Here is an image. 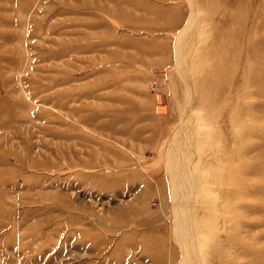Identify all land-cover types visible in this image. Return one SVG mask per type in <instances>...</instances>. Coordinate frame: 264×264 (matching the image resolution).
Returning a JSON list of instances; mask_svg holds the SVG:
<instances>
[{"label": "rangeland", "instance_id": "rangeland-1", "mask_svg": "<svg viewBox=\"0 0 264 264\" xmlns=\"http://www.w3.org/2000/svg\"><path fill=\"white\" fill-rule=\"evenodd\" d=\"M0 264H264V0H0Z\"/></svg>", "mask_w": 264, "mask_h": 264}, {"label": "bare ground", "instance_id": "bare-ground-1", "mask_svg": "<svg viewBox=\"0 0 264 264\" xmlns=\"http://www.w3.org/2000/svg\"><path fill=\"white\" fill-rule=\"evenodd\" d=\"M193 36V35H192ZM194 37V36H193ZM193 41H195V40H193L192 39V37H187L186 39H185V42H184V47H183V50H182V54H183V56H185V52H186V55L188 54L187 52L189 51V49L191 48V46L193 45ZM196 43V42H195ZM192 51V50H191ZM189 53H191V52H189ZM49 94V93H48ZM223 114V113H222ZM221 114V115H222ZM33 119V118H32ZM189 121H190V119H188ZM79 121H80V119H79ZM187 127H184L183 129H182V134H181V136L180 137H178L177 138V142L179 143H181V139L184 137L185 138V134H187V132H188V126H189V124L188 125H186ZM188 146H189V144H188ZM180 148H181V145H180ZM184 148H185V146H184ZM187 149V148H186ZM206 152V151H205ZM188 167V166H187ZM174 177H175V180H176V183H178V181H182V182H185L186 183V181L189 179V180H191L192 178V174L185 168L184 169V173H181V172H179V171H176L175 172V174H174ZM195 190H196V187L192 184V185H188V190H187V192H186V196L187 195H189V194H191V195H193L194 193H195ZM223 200V199H222ZM213 201V204L215 203V200H212ZM224 201V200H223ZM212 204V203H211ZM212 204V205H213ZM223 204V203H222ZM220 206V205H219ZM215 207H217L216 205H213V207H211L213 210H215ZM221 207V206H220ZM220 207H219V209H220ZM218 208V207H217ZM218 209V210H219ZM222 211V210H221ZM207 212V211H206ZM215 213V212H214ZM210 215V214H209Z\"/></svg>", "mask_w": 264, "mask_h": 264}]
</instances>
